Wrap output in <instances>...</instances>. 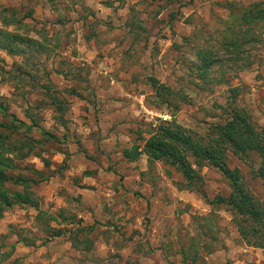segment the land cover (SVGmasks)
<instances>
[{
  "label": "rangeland",
  "instance_id": "374dc122",
  "mask_svg": "<svg viewBox=\"0 0 264 264\" xmlns=\"http://www.w3.org/2000/svg\"><path fill=\"white\" fill-rule=\"evenodd\" d=\"M231 107L260 148L224 144L227 177L141 152L160 125L214 145ZM0 141L35 203L0 205V264H264V0H0ZM236 187L257 218L215 202Z\"/></svg>",
  "mask_w": 264,
  "mask_h": 264
},
{
  "label": "trees",
  "instance_id": "16d2710c",
  "mask_svg": "<svg viewBox=\"0 0 264 264\" xmlns=\"http://www.w3.org/2000/svg\"><path fill=\"white\" fill-rule=\"evenodd\" d=\"M258 16H262L260 9L256 10L253 17ZM6 37L7 40L12 39L9 38L10 36ZM4 50L6 51V49ZM8 51L12 52V48L9 47ZM206 65L209 66L207 62L203 63L202 71ZM147 84H151L157 97L163 98V96H166L165 91L168 90L167 87L161 85L155 79L147 81ZM212 131L214 134L216 132L219 142L214 143V145L209 143L201 144L180 132L175 127L160 125L145 141L141 152L146 155L148 161L159 160L174 167L187 183L191 184L192 180L194 178L198 179V177L196 176V171L187 162V157L193 158L198 164L205 162L204 164L220 170L227 177L228 172L224 167V144L238 157L260 148V137L253 131L247 114L240 109L237 110L236 107H231L226 120L221 124L215 125ZM133 150L137 155V149L134 147ZM3 151L6 150L0 143V205L4 207H10L12 204H29L35 206V203L30 202L26 196L21 194L15 193L8 197L7 192L2 188L3 183L6 181L23 187H27L28 183L27 179L20 176L10 179L5 175V169L9 168L11 159L7 158L3 154ZM131 154L128 150L123 151V156L126 159L133 158ZM9 198L13 199V201L11 202ZM216 201L219 204L225 202L233 210L231 211L233 213L236 212L239 215L248 216L253 219L257 218L260 211L258 206L251 201L241 187H236L233 194L227 196L226 201L220 198ZM85 248L87 249V245Z\"/></svg>",
  "mask_w": 264,
  "mask_h": 264
}]
</instances>
